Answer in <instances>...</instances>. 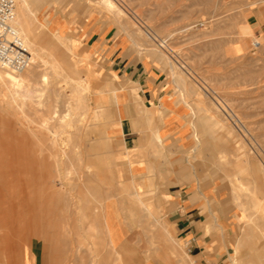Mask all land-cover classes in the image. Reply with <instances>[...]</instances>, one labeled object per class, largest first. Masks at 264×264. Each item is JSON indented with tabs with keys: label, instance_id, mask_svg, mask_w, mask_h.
I'll use <instances>...</instances> for the list:
<instances>
[{
	"label": "rangeland",
	"instance_id": "1",
	"mask_svg": "<svg viewBox=\"0 0 264 264\" xmlns=\"http://www.w3.org/2000/svg\"><path fill=\"white\" fill-rule=\"evenodd\" d=\"M111 1L121 13L110 10L104 0H28L36 9L34 30L43 41V58L57 59L60 65L56 75L49 63L40 64L30 88L34 103L27 100L22 111L0 101V237L46 236L47 241L37 240L29 251L33 264H41L43 253L50 264H123L101 225L118 165V144L107 135L113 97L103 95L96 61L80 44L78 32L64 34L50 27L52 16L76 26L97 18L126 34L139 52L157 53L163 70L173 77L176 95L189 107L196 141L187 163L196 170L200 190L210 187L212 200L239 219L237 247L226 264H233L236 252L240 264H264V217L254 213L251 203L253 192L264 202V40L249 35L242 55L227 53V42L236 40L233 29L243 32L227 0ZM236 49L230 47L233 53ZM42 74L49 76L47 83H40ZM44 118L47 128L38 129ZM27 124L42 134L37 143ZM48 137L60 139L50 152L44 149ZM43 140L47 142L40 144ZM56 148H64L65 156L59 158ZM151 241L154 248L159 246L157 236ZM40 245L47 247L42 254ZM181 253L186 257L183 247Z\"/></svg>",
	"mask_w": 264,
	"mask_h": 264
},
{
	"label": "crops",
	"instance_id": "2",
	"mask_svg": "<svg viewBox=\"0 0 264 264\" xmlns=\"http://www.w3.org/2000/svg\"><path fill=\"white\" fill-rule=\"evenodd\" d=\"M227 1L243 32L233 29L236 40L227 42L226 51L239 56L249 35L264 40V0ZM51 19L53 32H78L96 61L103 95L113 97L107 135L118 144V165L101 214L110 249L123 264H226L237 245L239 219L212 200L210 187L201 191L197 184L196 170L187 163L196 141L190 109L176 95L160 56L139 52L126 34L101 19L77 26L67 18ZM151 236H157V248Z\"/></svg>",
	"mask_w": 264,
	"mask_h": 264
},
{
	"label": "bare ground",
	"instance_id": "3",
	"mask_svg": "<svg viewBox=\"0 0 264 264\" xmlns=\"http://www.w3.org/2000/svg\"><path fill=\"white\" fill-rule=\"evenodd\" d=\"M18 4V9L16 8L15 10V22H14V25L16 27V29L18 30L20 36L22 37V39L24 40L25 44L27 45L28 49H29V52H30V63L28 65V67L25 69V71L21 72V73H18V74H15V73H11L9 71H6V70H3L0 68V101H5L11 108L10 105H16L17 107H19V110L22 111V105H24V103L28 100L30 102V104H33L34 101H32V96H31V86H32V82L34 80V78L36 77L37 75V72H38V68L40 67V64L42 62H45V64L49 63L50 64V67L51 69L55 72L56 74V70L58 69L59 67V63L57 61V59L54 61H46L43 57L45 56V51H44V47L42 46L43 45V41L42 42H39V39L37 37V34L34 30V27L35 28H38V25H37V21L34 17V13L36 12V9H32L31 8V5L29 4L28 0H15ZM15 2V3H16ZM104 5H106L110 10H116V12H122L120 11L114 4V2H112L111 0H104ZM118 4V3H117ZM119 5V4H118ZM105 6V7H106ZM106 7V8H107ZM121 7V6H120ZM115 14V13H114ZM119 14V13H117ZM122 16V15H121ZM126 16V14H125ZM124 16V17H125ZM110 17V16H109ZM133 17V16H132ZM134 18V17H133ZM131 24V23H130ZM125 25V24H124ZM142 28V27H141ZM41 38V37H40ZM64 39V38H63ZM62 39V40H63ZM44 40V39H43ZM65 40V39H64ZM154 40V38H153ZM153 42V41H152ZM259 43V42H258ZM260 45V43H259ZM54 48V46L52 47ZM69 48V47H68ZM235 48V47H234ZM237 48V47H236ZM235 48V49H236ZM258 48V47H257ZM62 50V49H61ZM70 50V49H69ZM234 50V49H233ZM52 51V50H51ZM235 51H238L237 49ZM59 52V51H58ZM70 53V52H69ZM235 53V52H234ZM53 54V53H51ZM54 54L56 55L55 51H54ZM53 54V55H54ZM50 55V54H49ZM60 55V54H59ZM50 57V56H49ZM56 57V56H55ZM62 58V56H60ZM67 60V59H66ZM60 69V68H59ZM58 74V73H57ZM56 74V75H57ZM48 79H49V76L47 74H42L39 78V81L41 84H44V83H47L48 82ZM185 81V80H184ZM1 101V103H2ZM0 103V105H2ZM5 103V104H6ZM4 104V103H3ZM7 104H6V108H7ZM219 105V104H218ZM220 106V105H219ZM1 107V106H0ZM14 107V106H13ZM220 108H222V106H220ZM18 109V108H17ZM223 110V109H222ZM4 111V110H3ZM13 111V110H12ZM2 112V111H1ZM103 114V113H102ZM4 115V114H3ZM106 115V114H105ZM13 117V116H12ZM26 117V115L24 116ZM53 117H55V114L53 115ZM63 118V117H62ZM149 118V117H147ZM150 121V120H149ZM48 126V118H44L41 120L40 122V125H39V128L38 129H44V128H47ZM68 127V126H67ZM25 128L27 129L26 131H28V133H30L36 140V142L34 143H37L39 140H40V136L42 135L39 130H32L31 127L29 126V124H27V126H25ZM41 134V135H40ZM53 134V133H51ZM62 134V133H61ZM66 134V133H65ZM59 135V134H58ZM67 135V134H66ZM53 137V135H51ZM43 137V136H42ZM50 137V136H49ZM47 140H49L48 142V146H44L46 148L45 151L47 150V152H50V149H52V147H56L55 146V142L54 140L55 139H51L49 138ZM54 137L56 138V136L54 135ZM53 137V138H54ZM155 138L158 139V135L156 134L155 135ZM45 139V138H44ZM58 139V138H57ZM56 139V140H57ZM47 140H43L40 144L42 143H45L47 142ZM55 140V141H56ZM60 140V139H58ZM57 140V141H58ZM45 141V142H44ZM68 141V140H67ZM2 144V143H1ZM39 144V145H40ZM58 144V143H57ZM22 145V144H21ZM38 145V144H36ZM30 146V145H29ZM62 146V145H61ZM28 147V146H27ZM32 147V146H31ZM40 147L42 146H39L37 148L38 151L40 150ZM48 147V148H47ZM26 148V147H25ZM20 149V148H19ZM27 149V148H26ZM25 149V150H26ZM31 149V148H30ZM55 149V148H54ZM24 150V149H22ZM21 150V151H22ZM36 149H34L35 151ZM31 151V150H30ZM18 152V151H17ZM33 152V151H32ZM43 153V150H40L39 153ZM20 153V151H19ZM38 153L35 151V154ZM40 153V154H41ZM26 154V152H25ZM28 154V153H27ZM32 154V153H31ZM44 154V153H43ZM41 154V155H43ZM56 154L58 156H60L59 158H62V156H65L66 154V151L64 150V148H56ZM16 155V153L14 154ZM48 155V154H47ZM50 155V154H49ZM48 155V156H49ZM31 156V155H30ZM17 157L18 159L19 156H15ZM23 156L21 155V158ZM32 157V156H31ZM30 157V158H31ZM35 156H33L32 158H34ZM26 159V156L24 157ZM28 158V157H27ZM36 158V157H35ZM42 158V156H41ZM44 158V157H43ZM64 158V157H63ZM38 159V156L37 158ZM1 160V159H0ZM13 160V159H12ZM31 160V159H30ZM42 160V159H41ZM56 160V159H55ZM62 160V159H61ZM4 161L3 158L2 160L0 161L2 164ZM37 161V160H36ZM57 161V160H56ZM20 162V161H19ZM34 162V161H32ZM27 163V162H26ZM31 163V162H30ZM38 163V161H37ZM53 163V162H52ZM58 163V161H57ZM56 163V164H57ZM101 163V162H100ZM6 164V163H4ZM22 164V162H21ZM34 164V163H32ZM41 164V163H40ZM2 166V165H1ZM44 166V164H43ZM49 166H51L49 164ZM4 167V166H3ZM31 167V165L29 166V168ZM34 167V166H32ZM54 167V166H53ZM6 168V166L4 167ZM28 168V169H29ZM2 169V168H1ZM8 169V168H7ZM34 169V168H33ZM99 169V168H98ZM6 170V169H5ZM32 170V169H31ZM56 171V170H55ZM1 172V170H0ZM92 178V177H91ZM93 180V179H92ZM30 181V180H29ZM28 183L30 184L31 181ZM9 184H12L11 182ZM90 188V187H89ZM96 188V187H95ZM97 189V188H96ZM125 189V188H124ZM91 190V188H90ZM1 193V191H0ZM99 194H97L98 196ZM93 195H91L92 197ZM93 198V197H92ZM97 198V197H96ZM95 200V199H94ZM3 201V198L0 196V203ZM251 203H252V207H253V210H254V213H257L260 217H264V202H262L261 199H259V197L257 195L254 194V192L252 193V196H251ZM254 213L251 214L250 217H252V220H253V215ZM93 220V218H92ZM91 220V221H92ZM94 221V220H93ZM92 221V225L95 224L93 223ZM91 225V223H89ZM90 225L88 227H90ZM93 229L94 226L90 227V229ZM88 229V228H87ZM91 229V230H92ZM98 229V228H97ZM89 230V229H88ZM94 230V229H93ZM88 232V231H87ZM96 232V231H95ZM86 233V232H85ZM92 233V232H91ZM91 235V234H90ZM245 235V234H244ZM246 236V235H245ZM248 236V234H247ZM48 237V236H47ZM53 237V236H52ZM57 237V236H55ZM92 237V236H91ZM90 237V239H91ZM241 237V236H240ZM251 237V236H250ZM33 238L36 239L35 242L31 241ZM43 238V240L45 241L46 240V236H32V237H14V236H6V237H0V264H33L35 261V258H34V255L32 254H29V251H31V253L33 252L34 247L33 246L37 244V240ZM51 238V237H50ZM88 238V237H86ZM244 238V237H243ZM52 239V238H51ZM56 239V238H55ZM55 239H52V242L53 240ZM81 239V238H80ZM79 239V240H80ZM57 240V239H56ZM86 240V239H85ZM241 240V239H240ZM249 240V239H248ZM47 241V240H46ZM48 241H49V237H48ZM82 241V240H81ZM87 241V240H86ZM43 242V241H42ZM52 242H50L52 244ZM84 243V240L82 241ZM89 242V241H88ZM237 242V241H236ZM59 242H57V246L60 245V243L58 244ZM175 243V242H174ZM44 244V243H43ZM49 244V245H51ZM95 244V243H94ZM39 245V243H38ZM53 245V244H52ZM56 245V244H55ZM62 245V244H61ZM85 245V243L83 244ZM94 246V245H93ZM39 247V246H38ZM45 248H43V246L40 245V248H39V251H41V254L43 253L42 252V249H47L46 246H44ZM50 247V246H49ZM56 247V246H55ZM175 247V246H174ZM237 247V246H236ZM52 248V246H51ZM49 248V249H51ZM53 250V249H52ZM44 251V250H43ZM58 251H59V248H58ZM47 252V251H46ZM49 252V251H48ZM52 251H50L51 253ZM237 254V257L233 260V264H240L239 263V260L241 259L238 255V253L236 252ZM51 256V254H50ZM49 258H53L50 257ZM55 256V255H54ZM57 256V255H56ZM83 258V257H82ZM240 258V259H239ZM81 259V258H80ZM54 260V259H53ZM52 260V262H53ZM61 260V259H60ZM63 260V259H62ZM61 260V262H62ZM51 261V260H50ZM79 261V260H78ZM83 261V260H81ZM242 261V260H241ZM240 261V262H241ZM64 263V262H63ZM81 263V262H80ZM93 263V262H92ZM41 264H50L49 263V260L46 256L45 253H43L42 255V260H41ZM53 264V263H52ZM119 264V263H118Z\"/></svg>",
	"mask_w": 264,
	"mask_h": 264
},
{
	"label": "built area",
	"instance_id": "4",
	"mask_svg": "<svg viewBox=\"0 0 264 264\" xmlns=\"http://www.w3.org/2000/svg\"><path fill=\"white\" fill-rule=\"evenodd\" d=\"M15 10V0H0V68L18 74L28 67L30 52L14 25ZM253 47L259 43L254 42ZM184 249L187 251L188 244Z\"/></svg>",
	"mask_w": 264,
	"mask_h": 264
}]
</instances>
